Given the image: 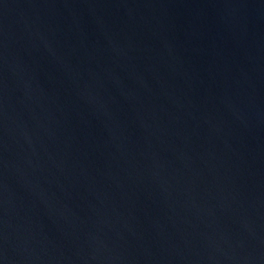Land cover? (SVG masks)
<instances>
[{
	"label": "water",
	"instance_id": "1",
	"mask_svg": "<svg viewBox=\"0 0 264 264\" xmlns=\"http://www.w3.org/2000/svg\"><path fill=\"white\" fill-rule=\"evenodd\" d=\"M0 264H264V0H0Z\"/></svg>",
	"mask_w": 264,
	"mask_h": 264
}]
</instances>
